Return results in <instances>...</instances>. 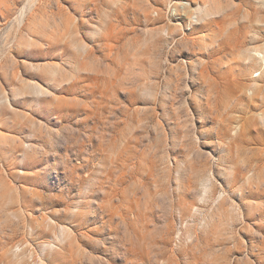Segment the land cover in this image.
Here are the masks:
<instances>
[{"label": "rangeland", "instance_id": "1", "mask_svg": "<svg viewBox=\"0 0 264 264\" xmlns=\"http://www.w3.org/2000/svg\"><path fill=\"white\" fill-rule=\"evenodd\" d=\"M261 63L264 0H0V264H264Z\"/></svg>", "mask_w": 264, "mask_h": 264}, {"label": "bare ground", "instance_id": "2", "mask_svg": "<svg viewBox=\"0 0 264 264\" xmlns=\"http://www.w3.org/2000/svg\"><path fill=\"white\" fill-rule=\"evenodd\" d=\"M174 5V6H173ZM173 5L170 7V11H173L174 14L171 15V20L175 21V23L179 24L180 20H183V17L186 16L189 18L190 24L195 20L196 24L202 20L204 17V10L200 8L199 6L196 8L191 7L190 3L187 1H176L173 3ZM169 12V11H168ZM172 14V13H171ZM207 15V13H206ZM23 17L20 20V23H22ZM194 24V25H196ZM262 59V57H261ZM262 68L264 69V64L262 65ZM34 92L36 97H42L45 95L46 91L41 86H34ZM9 100L2 99L0 100V105H4ZM202 186V185H201ZM206 187V185H204ZM205 187L203 189H205ZM205 191V190H204ZM63 235V234H62ZM64 236V235H63ZM64 241V240H63ZM56 246V245H55ZM19 255H17L18 257ZM13 260V259H12ZM14 261V260H13ZM17 261V260H16ZM12 262V261H11ZM13 263V262H12ZM21 264V263H20ZM31 264V263H30ZM56 264V263H55Z\"/></svg>", "mask_w": 264, "mask_h": 264}]
</instances>
